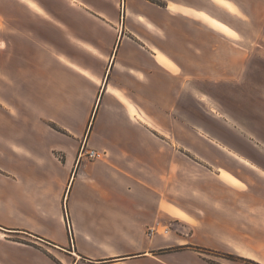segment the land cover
Instances as JSON below:
<instances>
[{
    "label": "crops",
    "instance_id": "crops-1",
    "mask_svg": "<svg viewBox=\"0 0 264 264\" xmlns=\"http://www.w3.org/2000/svg\"><path fill=\"white\" fill-rule=\"evenodd\" d=\"M42 1L0 47V264H264V175L200 131L223 0Z\"/></svg>",
    "mask_w": 264,
    "mask_h": 264
},
{
    "label": "rangeland",
    "instance_id": "rangeland-1",
    "mask_svg": "<svg viewBox=\"0 0 264 264\" xmlns=\"http://www.w3.org/2000/svg\"><path fill=\"white\" fill-rule=\"evenodd\" d=\"M14 1L17 3L12 7L11 16L1 8L0 47L5 52L9 46L22 53L27 36L38 33L40 19L50 20L54 16H40L42 0ZM150 1L163 4L162 0ZM220 3L224 4V14L219 17L233 25L236 32L227 26L224 28L230 37L227 43H234L238 50L229 55V59H238L240 63L238 69H224L225 79L233 82L210 84L209 96L199 94L214 131L199 130L225 152L242 158L237 159L240 172L264 175V0H223ZM88 17L94 19V16Z\"/></svg>",
    "mask_w": 264,
    "mask_h": 264
},
{
    "label": "built area",
    "instance_id": "built-area-1",
    "mask_svg": "<svg viewBox=\"0 0 264 264\" xmlns=\"http://www.w3.org/2000/svg\"><path fill=\"white\" fill-rule=\"evenodd\" d=\"M81 152H83V155L85 157H87L88 159H93V160L102 159L105 156V152L97 151L94 149H83L82 148ZM66 223H67V227L69 228V231H70V225H69L68 218L66 219ZM70 236H71L70 242L73 243V238H72L71 232H70Z\"/></svg>",
    "mask_w": 264,
    "mask_h": 264
},
{
    "label": "bare ground",
    "instance_id": "bare-ground-1",
    "mask_svg": "<svg viewBox=\"0 0 264 264\" xmlns=\"http://www.w3.org/2000/svg\"><path fill=\"white\" fill-rule=\"evenodd\" d=\"M249 164V163H248ZM251 168H254V167H251Z\"/></svg>",
    "mask_w": 264,
    "mask_h": 264
}]
</instances>
